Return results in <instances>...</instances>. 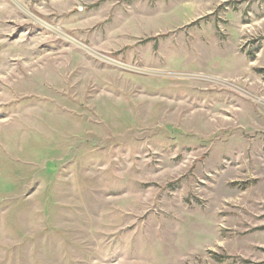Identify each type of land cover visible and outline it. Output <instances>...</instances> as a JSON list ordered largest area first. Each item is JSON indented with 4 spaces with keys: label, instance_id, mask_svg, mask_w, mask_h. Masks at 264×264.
Returning <instances> with one entry per match:
<instances>
[{
    "label": "rangeland",
    "instance_id": "rangeland-1",
    "mask_svg": "<svg viewBox=\"0 0 264 264\" xmlns=\"http://www.w3.org/2000/svg\"><path fill=\"white\" fill-rule=\"evenodd\" d=\"M0 264H264V0H0Z\"/></svg>",
    "mask_w": 264,
    "mask_h": 264
}]
</instances>
